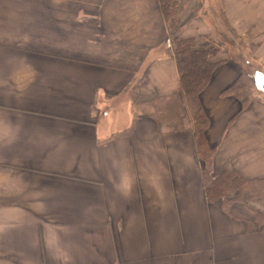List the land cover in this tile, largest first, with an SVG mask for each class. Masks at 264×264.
Listing matches in <instances>:
<instances>
[{
	"label": "crops",
	"instance_id": "0c3cea01",
	"mask_svg": "<svg viewBox=\"0 0 264 264\" xmlns=\"http://www.w3.org/2000/svg\"><path fill=\"white\" fill-rule=\"evenodd\" d=\"M177 21L160 0H0V264H264V195L207 199L173 43H216L215 169L264 180V0H180ZM176 95L178 118L139 108Z\"/></svg>",
	"mask_w": 264,
	"mask_h": 264
},
{
	"label": "trees",
	"instance_id": "16d2710c",
	"mask_svg": "<svg viewBox=\"0 0 264 264\" xmlns=\"http://www.w3.org/2000/svg\"><path fill=\"white\" fill-rule=\"evenodd\" d=\"M160 3L169 28L174 29L178 23L177 10L180 0H160ZM173 43L182 83V94L195 121L199 158L208 201L220 202L222 208L228 211L234 202L247 203L249 195L251 197L263 196L264 180L249 181L237 171L222 170L217 172L215 151L207 143L206 130L209 126V118L201 105L200 93L211 81L216 66L211 57L216 55L218 48L212 46L198 49L192 38H176ZM255 82L256 80L251 74L244 73L239 82L229 89V92H240L243 98H248L251 85H254ZM178 99L179 96L176 95L169 100L144 103L139 108L156 119L170 120L178 118L180 115L177 106ZM231 193H234V196H231Z\"/></svg>",
	"mask_w": 264,
	"mask_h": 264
},
{
	"label": "rangeland",
	"instance_id": "374dc122",
	"mask_svg": "<svg viewBox=\"0 0 264 264\" xmlns=\"http://www.w3.org/2000/svg\"><path fill=\"white\" fill-rule=\"evenodd\" d=\"M179 7H180V5H179ZM179 7H178V9H179ZM178 11V10H177ZM177 14H178V12H177ZM216 47V43H209V47ZM234 47L235 46H232V48L234 49Z\"/></svg>",
	"mask_w": 264,
	"mask_h": 264
}]
</instances>
